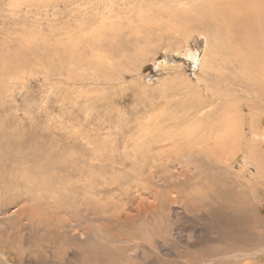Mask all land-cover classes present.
I'll list each match as a JSON object with an SVG mask.
<instances>
[{
    "label": "rangeland",
    "instance_id": "rangeland-1",
    "mask_svg": "<svg viewBox=\"0 0 264 264\" xmlns=\"http://www.w3.org/2000/svg\"><path fill=\"white\" fill-rule=\"evenodd\" d=\"M201 1L206 0H0V45L10 43V56L21 52L25 60L18 69L0 74L6 87L10 85L1 99L0 132L9 134L11 127L34 130L36 136L45 132L59 175L71 189L78 187L63 200L56 194L61 207L43 206L30 226L23 219L29 234L24 241L18 239L22 233L17 226L9 228L17 223L19 207L9 206L0 214V249L13 255L10 261L0 254V264H95L85 252L98 253V248L106 251L100 253L105 259L101 264H213L228 241L255 247L252 233L235 235L205 213L187 214L176 199L179 194L167 191L164 181L185 182L191 176L202 180L205 170L196 172L191 165L182 170L170 158L173 168L144 172L145 188L139 191L134 169L143 164L128 152L123 155L124 141L135 138L139 129L167 127L163 134L170 137L178 125L197 129L216 122L222 113L242 114L238 104L248 99L237 97V88L228 85L234 73L209 52L214 41L204 44L199 32L171 26L178 12ZM187 49L198 53L197 66L186 58ZM226 90L233 92L220 105L214 98ZM99 151L98 162L92 161ZM211 151L216 153V147ZM238 155L232 172L226 164H205L220 177L229 172L234 178L246 163ZM125 158L126 167L113 165ZM90 167L97 171L94 178L101 191L112 188L109 198L86 205L76 195L81 187L77 177ZM187 184V190L193 187L191 181ZM131 238L146 244L139 254L127 243Z\"/></svg>",
    "mask_w": 264,
    "mask_h": 264
},
{
    "label": "bare ground",
    "instance_id": "bare-ground-1",
    "mask_svg": "<svg viewBox=\"0 0 264 264\" xmlns=\"http://www.w3.org/2000/svg\"><path fill=\"white\" fill-rule=\"evenodd\" d=\"M178 13L180 15L174 16L173 20L175 21L171 26L178 29L184 28L189 34L191 30L199 32L204 37V44L208 40L210 44L211 41H214L209 52H212L213 56L216 54V58L221 57L234 73L233 77L228 78V85L232 89L237 88L236 92L226 90L229 92L224 91L221 95H217V98H214L215 95H213L214 100L220 101V105H224L226 98L233 92L240 98L243 95L248 99V102L241 105L236 103L241 115L233 116L231 113H228L229 115L220 113L221 118H216L218 119L216 122L203 124L197 129L193 127L181 129L178 125L172 128L173 133L170 137L167 135L164 137L163 134L167 127L154 125L139 129L141 131L135 138L129 137L127 141H124L123 155H127L126 152H128V155L133 157V161L136 160L143 164L136 171L134 169V176H136V182H134L139 191L145 188L142 187L145 182H141L144 172L147 171V174L152 175V173L162 170L161 168H173L175 165L172 166V162H169L170 158L174 159V163L182 170L189 169L190 165L196 172L204 173L205 170L207 175L203 176L202 180L194 181L191 176L185 182L164 181L167 191L179 194L176 199L187 214L205 213L212 222L220 220L224 229L229 233L236 235L245 232L252 233L257 237L255 247L252 246V243L236 246L228 241L226 247L219 250L222 256L213 264H264V217L261 215V206L264 204V153L260 151L264 147V0H206L194 4L189 10L183 9ZM178 17L184 19L179 20ZM175 32L174 30L173 33ZM9 44L0 45L1 75L4 72L18 69L25 62L21 52L10 56L11 46ZM17 46L20 48L19 44ZM1 53L3 55L8 53L9 56H3L2 59ZM185 55L188 60L193 62L194 66H197L198 53L196 51L187 49ZM212 60L213 64L209 67L213 68L216 59ZM2 81L0 79V105L3 102L1 99L5 93L9 92L10 87V85L6 87ZM246 112L247 114H245ZM204 119L206 118L204 117ZM35 133L31 129L25 132L16 127H11L9 134L0 132V214L4 213L9 206L19 207L16 213L17 223L15 221L9 228L12 225L17 226V232L22 233L18 239L20 237L22 241L26 237L29 238V234H26L25 230L34 223L37 211L46 205L54 207V203L57 204L55 209L61 207L56 202V194L60 193L58 197L61 199L67 193H71V190L74 192L78 188L71 189L68 181H64V177L59 175L58 167L54 163L56 156L51 154L48 141H46L47 134L43 132L36 136ZM166 142L170 144L168 145ZM99 146L101 147V145ZM128 147L131 148V151H127ZM212 147H216V153L210 152ZM101 149L104 148L101 147ZM180 152L185 163L178 160ZM97 154V156H93L92 161L98 162L101 152L99 151ZM166 154L169 156L166 157ZM238 154L245 157L246 163L244 166H240L241 170L236 173L237 175H234V178H231L229 172L228 174L224 172V178L220 177L208 167V163L205 164L206 162L226 164L231 167L232 172ZM126 158L129 159L128 156ZM126 158L120 162H113V165L116 163L119 168L126 167ZM162 158L164 162L161 165L158 162ZM157 163L159 165H156ZM253 170L256 171V174H252ZM183 172L185 173V171ZM96 173L90 167L87 168V171L83 169L77 177V182H81V187L79 186L76 195L81 198L83 203L87 201L86 205L96 203L97 199L109 198L111 195L112 186L110 190L104 188L102 191L101 187H97L94 178ZM189 181L193 183V187L187 190L185 187L189 185L187 184ZM127 184L129 185V183ZM182 189H186V191L183 192ZM193 192H196L194 197H192ZM162 196L164 197V195ZM88 199H91L90 202ZM26 204H29V207H25ZM94 211L95 209L91 212L93 223L97 221ZM23 219L27 221L28 226L21 225ZM201 236L203 235H198V238ZM7 237L9 238L10 235L7 234ZM127 243L131 244L135 254H139L146 246L135 239L127 240ZM98 253L93 249L85 252V255L95 264H101L105 262V259L100 253L105 255L106 251L98 248ZM0 254L5 255L10 261L13 260V255L5 252L4 249H0ZM23 255V253L20 255L21 260L24 259Z\"/></svg>",
    "mask_w": 264,
    "mask_h": 264
}]
</instances>
